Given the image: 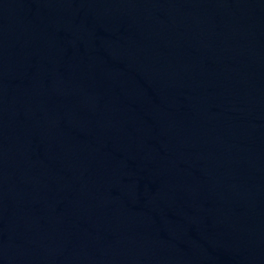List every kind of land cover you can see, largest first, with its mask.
I'll use <instances>...</instances> for the list:
<instances>
[{"label": "water", "instance_id": "water-1", "mask_svg": "<svg viewBox=\"0 0 264 264\" xmlns=\"http://www.w3.org/2000/svg\"><path fill=\"white\" fill-rule=\"evenodd\" d=\"M0 264H264V0H0Z\"/></svg>", "mask_w": 264, "mask_h": 264}]
</instances>
